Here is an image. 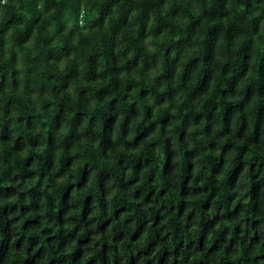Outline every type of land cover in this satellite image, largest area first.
Returning <instances> with one entry per match:
<instances>
[{"label": "trees", "instance_id": "1", "mask_svg": "<svg viewBox=\"0 0 264 264\" xmlns=\"http://www.w3.org/2000/svg\"><path fill=\"white\" fill-rule=\"evenodd\" d=\"M0 264H264V0H0Z\"/></svg>", "mask_w": 264, "mask_h": 264}]
</instances>
